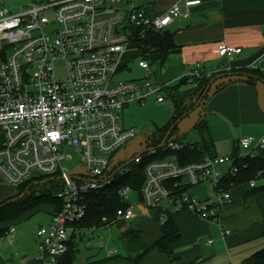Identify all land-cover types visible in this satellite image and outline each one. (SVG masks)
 <instances>
[{"label":"built area","instance_id":"obj_1","mask_svg":"<svg viewBox=\"0 0 264 264\" xmlns=\"http://www.w3.org/2000/svg\"><path fill=\"white\" fill-rule=\"evenodd\" d=\"M198 3L183 0L184 12L174 4L156 14L134 0H32L17 8L0 0V178L14 187L39 177L60 184L55 193L59 206L35 233L38 257L46 264H58L66 252L73 224L86 215L87 195L109 185L128 162L143 165V182L135 201L129 185L119 190L127 204L117 210V219H131L136 207L146 214L157 211L160 225L181 211L220 221V211L232 200L223 184L224 177L236 172L230 155L205 154L192 162L160 156L193 147L172 138L128 161L119 155L135 134L120 123L123 108L132 100L143 103L149 95L161 103L166 90L157 81L116 80L122 55L133 43L142 47L149 30H165ZM240 52L226 44L216 48L222 58ZM138 67L151 73L144 58ZM251 67L264 73V56ZM203 74L210 75L196 64L187 77ZM253 143L263 147L264 136L238 139L239 156L253 154ZM70 151L79 158L74 173L63 166ZM193 188L204 190L206 197H196Z\"/></svg>","mask_w":264,"mask_h":264},{"label":"crops","instance_id":"obj_2","mask_svg":"<svg viewBox=\"0 0 264 264\" xmlns=\"http://www.w3.org/2000/svg\"><path fill=\"white\" fill-rule=\"evenodd\" d=\"M137 3L149 5L156 14L164 13L174 4L185 11L183 0ZM165 30L173 35L177 47L158 75L159 82L166 85L163 92L166 96L168 87L177 85L172 98L178 102L189 99L195 84L181 81L196 64L216 74V83L224 85L201 105L196 115L198 121L205 122L203 134L195 137L205 153L230 155L241 137L264 136V80L255 77L247 81L237 71L251 67L264 56V0H199L188 8L187 16L176 17ZM220 44L240 47L241 52L222 58L216 53ZM263 148L255 143L250 147L254 154ZM247 190L245 184L229 188L232 200L220 211L219 222L201 219L189 211L173 214L179 237L171 245V260L151 248L161 236L156 215L137 209L138 215L133 213L131 219H117L114 223L123 227L118 248L87 249L75 256L72 264H243L264 247V191ZM190 192L194 193L192 189ZM80 233L75 238L77 247L87 234L83 230ZM130 236L133 240H129ZM17 239L14 243L19 246L15 251L17 257L13 261L7 259L5 264H46L38 257L35 244L26 243L19 234Z\"/></svg>","mask_w":264,"mask_h":264},{"label":"trees","instance_id":"obj_3","mask_svg":"<svg viewBox=\"0 0 264 264\" xmlns=\"http://www.w3.org/2000/svg\"><path fill=\"white\" fill-rule=\"evenodd\" d=\"M143 58L151 65L152 62H159L162 66L168 56L174 52L177 47L173 41V35L167 30L158 31L149 30L142 44ZM246 76L247 81L257 77L264 80V73L259 68H242L237 70ZM216 74L211 73L209 76H184L181 83L193 82L195 88L189 99L184 102H178L173 99V111L169 121L156 128L150 146H156L160 143L166 132L173 125L167 139H171L173 133L177 129L178 122L190 112L194 111L198 106H201L212 94L224 86L222 83H216ZM177 85L168 87L167 96L172 97V91ZM200 100L197 107L194 108L195 102ZM200 135L203 134L205 122L197 121L194 126ZM174 139L180 140L175 137ZM1 141V138H0ZM192 148L184 147L181 151H168L160 154V156H175L182 162H192L200 160L206 154L202 145L196 141H189ZM233 159L232 164L236 167L235 174L227 175L223 178L224 187L229 189L236 184H245L248 192L254 193L264 191V157L258 154H249L239 156V148L230 154ZM253 180L255 185L249 187L248 183ZM143 182V165L128 162V168L124 172L115 174L113 181L99 192H94L87 195L88 208L86 215L79 221L73 224V231L70 233L67 241V250L59 258L58 264H72L78 251L76 237H80L81 230H96L100 227H110L117 221V210L126 207V202L119 195V190L125 185H129L139 197L141 184ZM60 188V184L51 177H39L36 180H30L23 185L15 187V192L0 201V239L10 233V229L14 227V223L25 213L40 205H49L50 215L59 206V200L56 198V191ZM38 189L40 192L38 193ZM186 187L182 191H188ZM153 214L156 215L157 211ZM161 236L151 246L165 253L171 260L172 243L179 237L178 230L172 221V216L169 220L160 225ZM129 240H133L130 236ZM150 248V249H151ZM0 264H5L0 255ZM243 264H264V247L252 256L245 259Z\"/></svg>","mask_w":264,"mask_h":264},{"label":"rangeland","instance_id":"obj_4","mask_svg":"<svg viewBox=\"0 0 264 264\" xmlns=\"http://www.w3.org/2000/svg\"><path fill=\"white\" fill-rule=\"evenodd\" d=\"M31 0H5L8 7H20L28 5ZM139 2V0H136ZM2 5L0 4V7ZM47 15L52 17V13L48 12ZM143 58V50L141 43H133L124 52L121 57V62L118 65V72L116 74V80H137L145 79L159 82L158 75L160 68L159 62H152L150 65L151 73L147 74L143 69L138 67V62ZM165 100L161 103L156 102L153 95L147 96L143 103H139L135 100L130 101L122 110L121 120L125 127H132L135 129L134 136L129 139L125 146V151H119V155L123 160H129L134 155L145 151L152 142L153 136L156 132L157 127L165 125L173 111V98L166 96L163 93ZM201 110V106L184 116L177 124V129L172 135V139L175 137L180 138L183 141H195V137L199 138V132L193 128L194 124L198 121L196 119L197 113ZM261 151L256 152L261 157H264V148ZM232 153V152H231ZM230 153V154H231ZM70 159L63 161V166L68 168L71 172H77L79 170V158L74 155L73 151L69 153ZM15 187L7 183L5 180L0 178V201L9 195L13 194ZM196 197L205 198L206 192L198 190L197 188L192 189ZM40 190L38 189V193ZM200 193V194H198ZM131 200L137 199L135 191L131 192ZM49 205H40L29 212L23 214L15 223L14 227L16 232H10L0 239V252L3 257V261L16 259L17 255L15 251L19 250V246L14 244L17 243L18 234L23 237L26 243L35 244L37 248V242L35 238L36 230L40 225H46L47 220L50 218ZM135 215L139 212L136 207L132 208ZM123 227L120 225H111L109 228L100 227L96 230L88 229L83 230L87 234L79 242V254L81 255L87 249H103L105 250L109 246H120V233ZM18 248V249H17Z\"/></svg>","mask_w":264,"mask_h":264},{"label":"water","instance_id":"obj_5","mask_svg":"<svg viewBox=\"0 0 264 264\" xmlns=\"http://www.w3.org/2000/svg\"><path fill=\"white\" fill-rule=\"evenodd\" d=\"M199 103H200V100H197V101L195 102L194 108L197 107V106L199 105ZM172 128H173V125H172V126L170 127V129L166 132V135H165L164 139L161 141V143L164 142V141L167 139V137H168V135H169V133H170V130H171ZM140 208H141V206H140Z\"/></svg>","mask_w":264,"mask_h":264}]
</instances>
